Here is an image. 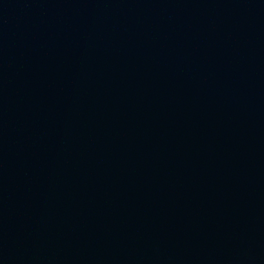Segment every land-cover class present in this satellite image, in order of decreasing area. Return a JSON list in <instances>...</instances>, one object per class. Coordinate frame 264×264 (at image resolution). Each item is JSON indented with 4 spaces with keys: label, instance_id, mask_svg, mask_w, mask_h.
I'll list each match as a JSON object with an SVG mask.
<instances>
[{
    "label": "water",
    "instance_id": "95a60500",
    "mask_svg": "<svg viewBox=\"0 0 264 264\" xmlns=\"http://www.w3.org/2000/svg\"><path fill=\"white\" fill-rule=\"evenodd\" d=\"M0 264H264V0H0Z\"/></svg>",
    "mask_w": 264,
    "mask_h": 264
}]
</instances>
